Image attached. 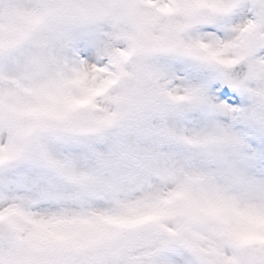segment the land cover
Segmentation results:
<instances>
[{"label":"snow or ice","instance_id":"1","mask_svg":"<svg viewBox=\"0 0 264 264\" xmlns=\"http://www.w3.org/2000/svg\"><path fill=\"white\" fill-rule=\"evenodd\" d=\"M0 264H264V0H0Z\"/></svg>","mask_w":264,"mask_h":264}]
</instances>
